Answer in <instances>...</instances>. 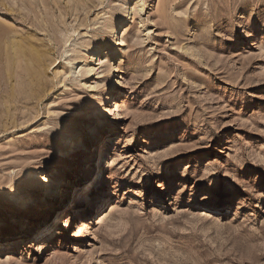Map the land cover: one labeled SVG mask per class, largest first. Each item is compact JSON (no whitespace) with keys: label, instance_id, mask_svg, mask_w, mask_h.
<instances>
[{"label":"rangeland","instance_id":"374dc122","mask_svg":"<svg viewBox=\"0 0 264 264\" xmlns=\"http://www.w3.org/2000/svg\"><path fill=\"white\" fill-rule=\"evenodd\" d=\"M141 2L0 0V264H264V0ZM131 9L122 51L85 74ZM120 56L107 159L105 138L87 134ZM68 129L75 148L60 144ZM31 173L72 193L45 234L10 236L55 204H36L46 193Z\"/></svg>","mask_w":264,"mask_h":264},{"label":"bare ground","instance_id":"6f19581e","mask_svg":"<svg viewBox=\"0 0 264 264\" xmlns=\"http://www.w3.org/2000/svg\"><path fill=\"white\" fill-rule=\"evenodd\" d=\"M141 1H144V0H138V2H141ZM140 4H142V2ZM136 13L137 12L134 9L125 11V13L123 15H121L122 17L117 18L115 20V22H114V24L110 30V33H111L110 34V40L114 41V46H112V41L105 40L100 45L95 46V48L90 53H87L88 56H86L87 58L85 60H83V63H82V69H83L85 74H87V75L94 74L97 65L100 64L103 61V59H105L109 55L113 56L115 53H117L119 55V52H121L123 49L122 46H123L124 41H125L123 39V37H121V29L128 24L129 19H132ZM87 47H89V46H87ZM96 51L99 55H97V57H96V55L92 56L93 53ZM121 60H122V57L120 56L118 59H112V60L110 59L108 61L107 67L109 68V70L107 73H108V76L110 75L109 77L112 78V81H110V86L107 87V89H106L107 91L109 90V94L104 95V97L107 99L103 101L102 109L100 111H95L94 119H97V120L92 122L91 126L89 127V132L87 134L88 140L90 139V141H92L93 144L95 143V145H97V143L99 142V140L101 138H105V141H107V144L105 147L106 153L110 149L108 152L107 159H109V155L112 154V151H113L115 144H116V140L114 139L116 134H117L116 126L118 125L119 120H121L123 118V116H122L123 110L121 111L120 106L122 105L121 103L124 100L120 103L121 105L117 102L116 106L119 110L117 113H115L114 108H113L114 107L113 106V99L109 102L111 94L117 92V89L119 87H122V81L119 79V76L116 75L119 72L118 71L119 70L118 69V63L120 65ZM111 74L113 76H111ZM116 76H118V77L116 78ZM112 84H114V85H112ZM115 85H116V87H115ZM108 102H109V104H107ZM105 117H112L111 118L112 125H110V123H108V124L104 123ZM99 121H101L100 124H98ZM70 138H72L71 142H70ZM111 140H112V142H111ZM81 141H84V140L83 139L80 140L77 137V134L73 129H68L65 132V135L62 137L60 144L64 147H66L70 143L72 145V147L75 148L78 146V144ZM111 144H112V146H111ZM93 157H94L93 153H91L88 156L89 160H87V162L81 168V172L83 174L87 173L88 168L89 169L91 168L92 162L94 161ZM31 174H32V177H38V175H39L37 173H31ZM42 175L43 174H40L39 179L38 180L36 179L33 182L34 183L40 182L41 183L40 186L45 187L46 197L40 198L39 202L36 204L45 203V204L49 205L51 203L52 204L55 203L53 206V209L47 215H45L44 213L37 214L36 217L32 221H30L29 219H25V218H23L21 220H16L15 224L9 226V232L10 231L11 232L8 235L11 236V235L15 234L14 232L18 233L20 231L24 232L25 234L26 233L29 235L32 234V236L34 234H36V232H38V234H45L50 229L49 228L50 227L49 226L50 221L48 220V217L52 216L54 214L56 208H57V205L58 204H60V205L64 204L66 202L65 197L72 193V189L70 188V183H68L69 182L68 179H65L63 181L54 182V181L48 180L47 176L44 177ZM99 176H100L99 181H100V183L102 182V184H100V186H101L107 180L106 179L107 176L105 175V173L102 172V170L99 172ZM16 196H20V194H18ZM57 196L60 197L58 201L56 199ZM105 196H106V193L102 189L94 192V194H91V195L86 192L83 195L84 200L78 202L76 208H81L83 203L86 200L91 199V201L94 202L97 199H100V200L104 199ZM33 198H34V195H32L31 192H28V195L22 201L20 200L21 197H18L17 201H15V204L21 203L22 205L25 206V205L31 203L33 201ZM262 200H264V197H262ZM260 204H262V203H260ZM64 221H65V223L63 226L66 228L71 224V216H66V220H64ZM82 226L87 227V226H89V224L86 223V221H83ZM3 233H4V229H1L0 230V253L3 252L2 248L4 246V239L7 236V235H4ZM50 244H51L50 241H47V242L39 244L38 246H39L40 250H43V249H46L47 247L51 246ZM33 245L35 246L36 244L34 243V240H31L29 246H33Z\"/></svg>","mask_w":264,"mask_h":264}]
</instances>
